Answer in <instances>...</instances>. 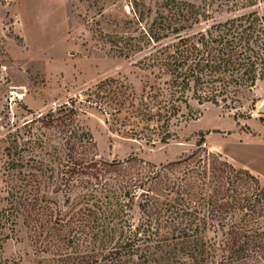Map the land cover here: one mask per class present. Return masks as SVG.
I'll list each match as a JSON object with an SVG mask.
<instances>
[{
    "label": "trees",
    "instance_id": "16d2710c",
    "mask_svg": "<svg viewBox=\"0 0 264 264\" xmlns=\"http://www.w3.org/2000/svg\"><path fill=\"white\" fill-rule=\"evenodd\" d=\"M130 4L143 24L120 53L137 55L143 87L98 84L111 129L167 143L173 125L197 115L192 101L229 107L264 80V0H160L153 16L144 2ZM77 115L71 99L7 134L0 264H18L3 245L21 217L53 264H264L261 176L210 152L159 165L101 160Z\"/></svg>",
    "mask_w": 264,
    "mask_h": 264
},
{
    "label": "rangeland",
    "instance_id": "374dc122",
    "mask_svg": "<svg viewBox=\"0 0 264 264\" xmlns=\"http://www.w3.org/2000/svg\"><path fill=\"white\" fill-rule=\"evenodd\" d=\"M131 1L0 0V186L6 161L2 152L8 144L7 134L15 130L13 125L71 99L76 100L77 120L96 143L98 159L135 156L159 165L193 152H210L254 174L257 172L253 166L264 170L263 149L234 145L264 143V113L258 111L264 103V80L229 107L192 101L197 115L173 125V136L167 143L149 144L133 138L126 132L128 126L109 127L105 120L109 109L98 84L114 78L129 84L136 93L143 87L142 72L133 65L137 55L128 59L120 53L124 38L129 34L138 36L143 24L135 23ZM138 2L150 6L152 16L160 4V0ZM12 85L25 86L26 93L21 103L10 107L5 96ZM98 92L102 98L96 96ZM89 98L94 102L87 101ZM259 176L264 180L263 175ZM58 200L62 202L61 197ZM23 221L21 217L16 232L4 243L3 256L18 264H35L43 257L53 264L52 250L41 244L37 252L36 235ZM66 245H59L60 252L70 251Z\"/></svg>",
    "mask_w": 264,
    "mask_h": 264
},
{
    "label": "built area",
    "instance_id": "2783aa9c",
    "mask_svg": "<svg viewBox=\"0 0 264 264\" xmlns=\"http://www.w3.org/2000/svg\"><path fill=\"white\" fill-rule=\"evenodd\" d=\"M25 93H26V89L25 86L23 85L10 86L5 96L6 104L10 107L18 105L24 99Z\"/></svg>",
    "mask_w": 264,
    "mask_h": 264
},
{
    "label": "crops",
    "instance_id": "0c3cea01",
    "mask_svg": "<svg viewBox=\"0 0 264 264\" xmlns=\"http://www.w3.org/2000/svg\"><path fill=\"white\" fill-rule=\"evenodd\" d=\"M236 146H242V147H245L246 148H249V149H263L264 151V143H257V142H244V143H239V144H234ZM231 152V151H230ZM249 152V151H248ZM243 160V159H242ZM245 161H248V160H245ZM249 162V161H248ZM252 166V165H251ZM253 169L254 171L257 172V174L259 175H263L264 176V170L263 171H260L258 169H256L254 166H253Z\"/></svg>",
    "mask_w": 264,
    "mask_h": 264
},
{
    "label": "water",
    "instance_id": "95a60500",
    "mask_svg": "<svg viewBox=\"0 0 264 264\" xmlns=\"http://www.w3.org/2000/svg\"><path fill=\"white\" fill-rule=\"evenodd\" d=\"M259 113L263 114L264 113V103L261 104V106L258 109Z\"/></svg>",
    "mask_w": 264,
    "mask_h": 264
}]
</instances>
